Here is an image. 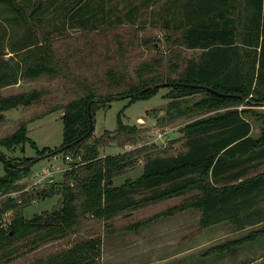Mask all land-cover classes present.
Returning a JSON list of instances; mask_svg holds the SVG:
<instances>
[{
  "label": "trees",
  "instance_id": "trees-1",
  "mask_svg": "<svg viewBox=\"0 0 264 264\" xmlns=\"http://www.w3.org/2000/svg\"><path fill=\"white\" fill-rule=\"evenodd\" d=\"M118 1L125 0H0V91L19 80L70 76L68 54L56 48L54 37L68 34L70 29L95 30L109 21L133 22L137 6L120 15L114 12ZM177 1L178 15L165 18V28L180 29V43L199 51L197 57L184 59L177 76H163L150 63L140 62L134 68V77L108 70L103 79L117 89L104 93L86 78L72 76L76 91L51 108L59 110L61 141L48 152H69L78 157L77 165L73 160L64 170L58 208L24 217L21 208L27 201L16 202L8 193L17 189V182L30 173L36 157L24 155L18 161H10L0 151L4 170L0 174V193L8 191L0 199V213L11 210L7 225H0V262L9 261L21 246L33 248L76 231L84 212L104 221L148 202L181 195V201L129 226L137 228L156 216L186 208L198 209L200 227L229 221L241 228L264 219V166L260 168L264 164V112L237 108L264 104V0ZM160 87L169 89L165 97L170 99L163 121L215 112L195 117L181 127L184 148L175 153L145 152L142 159L138 147L98 153L99 146L113 140L120 146L135 142L141 129L124 124L117 117L109 138L97 136L88 141L92 108L113 98L125 97L129 102L149 98ZM45 94L42 87L0 92V123L5 111L35 104ZM195 94L201 97L190 106L179 105ZM246 116L260 121L257 135L251 134ZM27 122L19 121L0 135V145L9 148L31 142L26 135ZM43 150L44 147L38 152ZM137 158L142 172L112 184V176ZM260 231L261 228L251 229L243 237L251 238ZM17 240L21 244L13 246ZM99 241L98 236L81 237L48 254L45 261L95 264ZM227 244L228 241L207 247L204 254L216 255Z\"/></svg>",
  "mask_w": 264,
  "mask_h": 264
},
{
  "label": "rangeland",
  "instance_id": "rangeland-1",
  "mask_svg": "<svg viewBox=\"0 0 264 264\" xmlns=\"http://www.w3.org/2000/svg\"><path fill=\"white\" fill-rule=\"evenodd\" d=\"M133 5L138 8V14L133 22L123 21L116 24L109 21L107 24L98 26L95 30L70 29L68 34L54 37L53 42L56 48L60 52L68 54L70 76H58L49 80L44 78L34 81L19 80L17 84L0 91L2 94H8L31 87H42L46 90V94L39 102L5 111L3 113L4 120L0 123V135H3L13 129L17 122L28 121L26 135L31 142L25 141L23 144L9 148L0 145V151L10 161H18L24 155L36 157L31 164L30 173L17 182L18 188L9 191L10 193L8 191L0 193V199L8 193L15 198L16 202L19 199L20 203L26 200V205L21 208L24 217L28 218L35 213L58 208L61 201V181L65 176L64 170L71 166V161H77L76 165L78 163V157H72L69 152H48L61 141L59 110L51 108L65 102L76 91L72 76L86 78L88 82L94 83L97 91L102 93L113 92L117 87L108 85L103 79L108 70L116 73L125 72L124 74L134 77V68L137 64L148 62L163 76L168 74L175 77L183 68L185 58L198 56V50H189L180 43L179 34H182L180 29L165 28L163 23L164 19L169 18L172 14L178 15L177 0L118 1L117 9L114 12L120 15L124 14ZM168 90L167 87H160L151 97L131 102H129V98L119 97L98 103L91 110L92 132L88 141L94 140L97 136L104 140L109 138V132L115 128L118 117L122 123L135 125L141 129L136 141H129L124 146H120L116 145L113 140L105 146H99L98 153H114L138 147L140 149L138 155L142 159L145 152L164 154L175 153L183 149L181 127L195 117L213 114L215 111L194 113L192 116L170 122L166 119L163 121L166 104L170 100L165 97ZM200 97L199 94L186 97L180 101L179 105L181 107L190 106ZM237 108L239 110L251 108L264 112V104L240 105ZM197 111L199 110L192 109V112ZM246 118L251 124V134L257 135L261 127L260 121L251 116H246ZM160 132L161 135H159ZM43 147V152H38ZM139 158L113 175L112 184H118L127 177H137L142 172V163ZM263 166L264 164L260 168ZM3 172V164L0 159V174ZM183 197L184 195H181L148 202L137 208L118 213L104 221L100 217L84 212L80 217L76 231L69 232L62 238L41 242L33 248L21 246L9 261L0 262V264H56L46 262L45 257L86 236H98L100 240L98 255L94 259L95 264H144L142 255L147 257L146 251L150 248L141 247L138 254H132L128 252V245L137 240L143 246L145 242L141 241L148 237H154L155 233L158 234L155 237L157 243L162 240L169 241V238L174 236L173 233L178 231L186 233L188 230L189 232L185 235L191 236L194 233L191 228L194 221L193 215L192 213L182 215L178 211L171 215L156 216L137 228L129 225L163 211L172 203L181 201ZM10 216V209L1 212L0 225L5 227ZM151 222H153V226H151ZM169 225H173L174 228L180 225V229L169 232ZM148 228L155 232L148 231ZM20 244L21 240H17L13 246ZM164 247L162 253L169 249L167 246Z\"/></svg>",
  "mask_w": 264,
  "mask_h": 264
},
{
  "label": "crops",
  "instance_id": "crops-1",
  "mask_svg": "<svg viewBox=\"0 0 264 264\" xmlns=\"http://www.w3.org/2000/svg\"><path fill=\"white\" fill-rule=\"evenodd\" d=\"M262 206L264 212V196ZM178 213L182 215L192 213L194 221L191 228L194 233L191 236L185 235L189 232L188 230L186 233H179L178 231L173 233L174 236L170 237L169 241L162 240L157 243L158 241L155 237L158 234L156 235L155 233L153 234L155 235L154 237H148L141 241L145 242L143 246L137 240H134L128 245V252L138 254L141 247L150 248V250L146 251L147 257L142 255L144 264H264V219L256 224L246 225L241 228H237L229 221H220L200 227L198 209L186 208ZM186 225L188 226V223ZM257 228H261V231L256 232L251 238L243 237L249 230ZM168 229L169 232L174 229L178 230L180 225L175 228L173 225H169ZM147 230L155 232L151 228ZM234 240L238 241V243L235 244ZM227 241V246H224L223 250L216 252V255H213V253L204 254L207 247ZM164 246L169 249L162 253V249H165ZM137 256L142 257L141 255Z\"/></svg>",
  "mask_w": 264,
  "mask_h": 264
},
{
  "label": "water",
  "instance_id": "water-1",
  "mask_svg": "<svg viewBox=\"0 0 264 264\" xmlns=\"http://www.w3.org/2000/svg\"><path fill=\"white\" fill-rule=\"evenodd\" d=\"M87 115H88V119H89V121H90V115H89V112H87ZM91 127H92V125H91V123H90V125H89V129H91ZM86 133H87V131H86Z\"/></svg>",
  "mask_w": 264,
  "mask_h": 264
},
{
  "label": "built area",
  "instance_id": "built-area-1",
  "mask_svg": "<svg viewBox=\"0 0 264 264\" xmlns=\"http://www.w3.org/2000/svg\"><path fill=\"white\" fill-rule=\"evenodd\" d=\"M159 135H161V132L159 133ZM44 171L46 172V169Z\"/></svg>",
  "mask_w": 264,
  "mask_h": 264
}]
</instances>
